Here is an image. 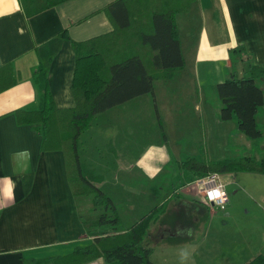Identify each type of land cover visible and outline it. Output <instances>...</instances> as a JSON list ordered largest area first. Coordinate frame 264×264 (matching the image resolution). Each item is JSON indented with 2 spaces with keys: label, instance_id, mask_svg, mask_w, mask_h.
<instances>
[{
  "label": "crops",
  "instance_id": "1",
  "mask_svg": "<svg viewBox=\"0 0 264 264\" xmlns=\"http://www.w3.org/2000/svg\"><path fill=\"white\" fill-rule=\"evenodd\" d=\"M112 1L69 0L26 18L21 0H0V264L56 260L86 248L96 238L88 227L97 219L89 216L107 213L95 210L94 200L90 204L84 200L88 197L72 194L62 152L43 150L39 125H20L15 112L40 106V87L34 82L39 68L47 75L56 108L75 106L72 42L112 30L101 12ZM176 26L184 68L167 80L175 81L172 98L186 94L182 82L188 79L193 81L191 95L197 106L204 104L197 86L217 78L216 88L231 75L232 60L238 77L247 63L264 66V0H194L188 14L176 17ZM240 46L245 51L237 53ZM142 97L98 114L77 141L79 161L101 178L98 188L112 200L121 230L154 208L165 207L162 214L166 216L174 209L170 201L176 198L166 195L158 203L150 190L131 185L139 163L134 116L138 110L131 113L128 107ZM107 148L115 156L111 165L100 157ZM189 178L188 172L186 188ZM179 188L213 213L214 208L194 191ZM84 264L104 263L98 259Z\"/></svg>",
  "mask_w": 264,
  "mask_h": 264
},
{
  "label": "trees",
  "instance_id": "2",
  "mask_svg": "<svg viewBox=\"0 0 264 264\" xmlns=\"http://www.w3.org/2000/svg\"><path fill=\"white\" fill-rule=\"evenodd\" d=\"M69 0H21L26 18ZM194 0H114L102 8L112 30L109 33L72 42L74 70L71 92L75 106L56 108L47 84V75L39 68L34 82L40 87V106L15 112L20 125H39L42 149L60 151L68 185L74 196L94 197L107 213L93 225L104 229L88 247L77 249L56 260L32 264H84L102 260L104 264H152L151 249L142 243L148 229L165 207L154 208L129 229L121 230L112 200L99 188L101 178L91 167L80 163L77 141L100 113L153 94L156 81L171 80L184 68L176 17L189 13ZM245 51L243 46L235 49ZM264 80V66L247 63L241 77L231 74L216 85L221 103L219 118L234 121L239 133L248 140L262 137L256 116L264 106V90L257 80ZM189 181L211 174L253 172L264 175V158L245 155L218 162L187 158L182 163ZM109 213V214H108ZM246 264H264L259 254Z\"/></svg>",
  "mask_w": 264,
  "mask_h": 264
},
{
  "label": "rangeland",
  "instance_id": "3",
  "mask_svg": "<svg viewBox=\"0 0 264 264\" xmlns=\"http://www.w3.org/2000/svg\"><path fill=\"white\" fill-rule=\"evenodd\" d=\"M35 1L41 5L44 0ZM231 62L229 73L238 75V66L234 60ZM206 80L197 86L204 94V104L197 106L191 95L193 81L187 79L182 82L184 96L172 98L175 81L155 82V96L147 94L128 107L132 108L131 113L138 110L134 116L139 163L132 173L131 185H142L143 189L150 190L158 203L166 195H176L169 203L174 209L166 216L160 214L143 240L142 245L152 250L149 260L153 264H181L183 248L191 252L186 264H244L254 255L264 256L263 174H222L220 178L225 185L227 203L224 209L214 208L213 213L203 207L198 198L194 199L179 188L182 185L187 190L188 171L182 163L188 157L212 162L245 155L257 160L264 158V106L256 116L262 137L256 141L248 140L238 132L234 121L220 120L221 103L214 86L219 80ZM256 83L264 90V80ZM108 149L100 156L105 165L115 162L113 152ZM135 173L136 177H133ZM84 200L91 204L94 197ZM93 204L98 212L103 210L99 203ZM125 209L123 207L122 211ZM99 218V215L89 216L90 220ZM95 222H89L88 227L93 235L101 230L93 227Z\"/></svg>",
  "mask_w": 264,
  "mask_h": 264
},
{
  "label": "built area",
  "instance_id": "4",
  "mask_svg": "<svg viewBox=\"0 0 264 264\" xmlns=\"http://www.w3.org/2000/svg\"><path fill=\"white\" fill-rule=\"evenodd\" d=\"M220 176V174H211L197 177L187 185V188L200 196L209 208L224 209L227 203V195Z\"/></svg>",
  "mask_w": 264,
  "mask_h": 264
},
{
  "label": "clouds",
  "instance_id": "5",
  "mask_svg": "<svg viewBox=\"0 0 264 264\" xmlns=\"http://www.w3.org/2000/svg\"><path fill=\"white\" fill-rule=\"evenodd\" d=\"M191 258V252L187 248L181 249L180 252V259H181V264H186L188 260Z\"/></svg>",
  "mask_w": 264,
  "mask_h": 264
}]
</instances>
